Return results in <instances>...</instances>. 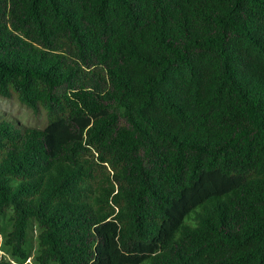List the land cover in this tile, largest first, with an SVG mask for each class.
I'll return each mask as SVG.
<instances>
[{
  "label": "trees",
  "instance_id": "obj_1",
  "mask_svg": "<svg viewBox=\"0 0 264 264\" xmlns=\"http://www.w3.org/2000/svg\"><path fill=\"white\" fill-rule=\"evenodd\" d=\"M0 97L13 261L264 264V0H0Z\"/></svg>",
  "mask_w": 264,
  "mask_h": 264
},
{
  "label": "rangeland",
  "instance_id": "obj_2",
  "mask_svg": "<svg viewBox=\"0 0 264 264\" xmlns=\"http://www.w3.org/2000/svg\"><path fill=\"white\" fill-rule=\"evenodd\" d=\"M0 119H7L11 122L16 121L21 126L24 127H36L43 128L46 124L47 118L46 114L43 110H37L36 112H32L27 107L21 105L15 98L3 99L0 97ZM9 229V223L6 219L0 220V242L1 235L6 233ZM35 235V233H32ZM35 242L33 241L30 257L24 263H17L13 261V259L3 251H0V255L4 258L8 259L12 264H37L34 261L35 255Z\"/></svg>",
  "mask_w": 264,
  "mask_h": 264
}]
</instances>
